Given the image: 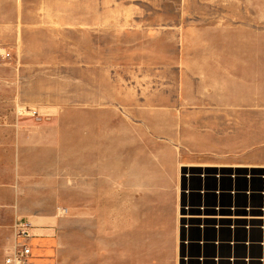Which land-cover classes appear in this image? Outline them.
I'll list each match as a JSON object with an SVG mask.
<instances>
[{"label":"rangeland","instance_id":"rangeland-1","mask_svg":"<svg viewBox=\"0 0 264 264\" xmlns=\"http://www.w3.org/2000/svg\"><path fill=\"white\" fill-rule=\"evenodd\" d=\"M263 177L264 0H0V227L36 264H264L183 218L262 212Z\"/></svg>","mask_w":264,"mask_h":264},{"label":"built area","instance_id":"built-area-1","mask_svg":"<svg viewBox=\"0 0 264 264\" xmlns=\"http://www.w3.org/2000/svg\"><path fill=\"white\" fill-rule=\"evenodd\" d=\"M209 174L210 172L206 175L210 176ZM255 176L256 174L251 172L245 174L244 172H226L225 170H220L218 171L217 175H215V177L220 179V181L227 177L233 182H236L242 178L251 181L253 178H255ZM220 183H222V181ZM234 193V191H230V194ZM246 193L250 194V191L248 190ZM37 231L38 228L31 221L24 218L17 219L13 227V244L7 255L4 257L2 264H27L34 248H41V245H36L33 243V240H36L38 237L36 233Z\"/></svg>","mask_w":264,"mask_h":264},{"label":"bare ground","instance_id":"bare-ground-1","mask_svg":"<svg viewBox=\"0 0 264 264\" xmlns=\"http://www.w3.org/2000/svg\"><path fill=\"white\" fill-rule=\"evenodd\" d=\"M224 169V168H222ZM226 169V168H225ZM228 172H241L240 170H227ZM196 172V171H195ZM203 172L205 174L209 173V170H203ZM245 174L250 173V172H244ZM183 218L187 221V222H197L201 223L200 220L204 221V223H212V224H216L217 226L221 227V228H228L229 225H231V227H229V229H240V228H244L245 229H250V230H254L256 228H259L262 230L263 234H264V210L260 213H255L253 210L247 212L246 214L243 213H239V212H231V213H223V212H217L215 214L213 213H199V214H194V213H186V215L183 216ZM203 224V223H201ZM205 225V224H204ZM211 224H208V226H210ZM207 226V225H206ZM248 232V231H247ZM239 247V246H238ZM233 250V248H232ZM247 252V256H248V252L250 250V248H246L245 249ZM264 249H262L263 251ZM264 257V256H263ZM249 258V257H247ZM239 260H236L235 262H238ZM218 262H225V259L219 258Z\"/></svg>","mask_w":264,"mask_h":264},{"label":"crops","instance_id":"crops-1","mask_svg":"<svg viewBox=\"0 0 264 264\" xmlns=\"http://www.w3.org/2000/svg\"><path fill=\"white\" fill-rule=\"evenodd\" d=\"M211 167H213V168H229V167H233V166L230 165V164L221 163L219 165L218 164H214V166H211ZM4 178H5L4 175H1V179L3 180ZM255 181H258L260 184H262V181H260V180H255ZM240 182L244 183L245 179H243V178L240 179ZM223 184L224 185H228L229 184L231 186V181H229L228 179H225L223 181ZM225 198L227 199L226 196H225ZM9 199L10 198H9L8 192L5 191V190H2L0 192V205L3 204V203H9ZM2 218H3V215H2V211L0 210V225H1V223H3ZM8 241H9V239H8L7 233H5L4 229L2 227H0V264L3 263L4 257L7 255V253L9 252V250H10L12 244H13V239L11 240V243L10 242L8 243ZM53 241H54V243L56 245L52 249V253H54L53 254L54 255L53 258L55 259V262L56 263H61V262H65V261H71V259L68 258V256H69L68 255V251L73 249L72 245L70 243L67 244V243H63L62 242L61 244L66 246V247L65 248H60L59 247L60 246V241H58L56 239L55 240L53 239ZM4 249H5V253H4V256H2ZM40 250H42V245H41V249ZM40 250L36 251V248H34V251L32 252V256L30 257V259L28 261L29 264H36V253L39 254L38 251H40ZM79 264H81V262Z\"/></svg>","mask_w":264,"mask_h":264}]
</instances>
